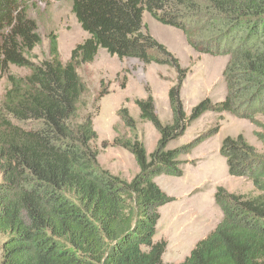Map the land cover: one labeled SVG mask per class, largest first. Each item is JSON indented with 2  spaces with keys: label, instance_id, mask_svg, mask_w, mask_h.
<instances>
[{
  "label": "trees",
  "instance_id": "obj_1",
  "mask_svg": "<svg viewBox=\"0 0 264 264\" xmlns=\"http://www.w3.org/2000/svg\"><path fill=\"white\" fill-rule=\"evenodd\" d=\"M68 1L87 37L67 62L60 60L54 35L39 63L22 55L40 44L29 18L22 23L19 17L0 46V72L7 81L0 99V264H169L162 261L167 242L154 236L159 208L174 198L154 179L183 176L189 162L181 157L219 132L216 123L177 145L204 114L252 120L264 109V0ZM145 13L180 30L198 53L229 56L222 101L205 98L184 112L179 92L187 71L150 36ZM100 49L120 61L133 58L176 74L167 94L169 122L159 121L151 97L135 100L137 120L118 111L122 131L113 129L111 146L133 156L137 173L129 181L102 169L94 147L93 121L109 92L107 87L89 92L78 70ZM9 65L27 74L9 75ZM137 122L157 132L150 153L137 136ZM219 153L229 176L250 178L257 195L217 187L213 198L223 218L179 264H264V159L241 137L222 140Z\"/></svg>",
  "mask_w": 264,
  "mask_h": 264
},
{
  "label": "rangeland",
  "instance_id": "obj_2",
  "mask_svg": "<svg viewBox=\"0 0 264 264\" xmlns=\"http://www.w3.org/2000/svg\"><path fill=\"white\" fill-rule=\"evenodd\" d=\"M19 17L22 23L29 18L27 25L40 38V44L29 56L22 54L31 63H39L47 57L51 35L56 37L63 63L70 59L75 46L87 37L72 14L68 0H0V46L8 40L7 36ZM143 22L150 36L166 47L178 60L180 68L187 71L179 92L186 114L205 98L212 103L224 99L226 87L223 72L229 56L198 53L189 47L180 30L158 23L149 14H144ZM14 41L19 44L17 37H14ZM7 73L22 77L27 71L9 65ZM78 74L93 94L102 87L108 88L109 93L99 101L100 112L93 121L97 134L94 147L98 150V163L102 169L129 181L137 173L133 156L124 149L111 146L115 137L113 129L122 131L118 111L125 109L137 120L135 100L151 97L159 121L164 124L169 122L172 111L167 94L168 89L176 86L175 71L156 64L146 66L133 58L120 61L100 49L94 61L83 65ZM123 82H127L126 88L121 89ZM6 87V75L0 72V99ZM137 123V136L146 152L150 153L156 145L157 132L149 123ZM216 123L220 129L216 135L181 157L189 162L184 167L183 176L161 174L154 179L162 192L174 198L173 202L158 210L160 219L154 241L167 242L166 252L162 256L164 263L183 262L195 244L205 239L222 220L223 213L213 198L217 187L228 194L257 195L250 178L229 176L226 161L220 156L219 149L222 140L225 139L227 143V140L235 141L241 137L264 159V109L255 114L252 120L228 113H206L185 132L177 145L189 143L203 131L215 127ZM192 161L195 165L190 164ZM1 242L0 237V245Z\"/></svg>",
  "mask_w": 264,
  "mask_h": 264
}]
</instances>
